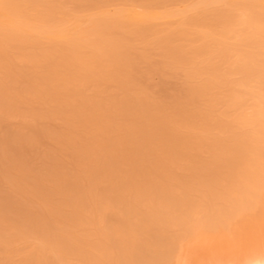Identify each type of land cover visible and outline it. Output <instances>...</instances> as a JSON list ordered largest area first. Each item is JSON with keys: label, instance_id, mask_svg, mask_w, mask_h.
<instances>
[{"label": "rangeland", "instance_id": "1", "mask_svg": "<svg viewBox=\"0 0 264 264\" xmlns=\"http://www.w3.org/2000/svg\"><path fill=\"white\" fill-rule=\"evenodd\" d=\"M36 1L51 23L80 17L88 30L70 45L51 44L54 67L35 61L48 47L44 40L19 42V35L0 31V264L20 263L34 244L86 252L95 241L79 223L83 208L96 212L108 197L117 208L137 196L146 204L161 197L159 208L165 201L179 206L177 182L197 178L195 187L205 188L220 170V105L229 80L222 64L227 46L219 39L183 38L177 17L140 26L123 18L101 26L97 50L113 45L95 60L97 68L84 67L83 50L72 54L90 40L88 21L99 10L175 13L200 0ZM196 17L215 34L228 21L221 6ZM19 229L21 240L13 242ZM109 248L119 256L107 264H122L120 248L115 242Z\"/></svg>", "mask_w": 264, "mask_h": 264}, {"label": "bare ground", "instance_id": "2", "mask_svg": "<svg viewBox=\"0 0 264 264\" xmlns=\"http://www.w3.org/2000/svg\"><path fill=\"white\" fill-rule=\"evenodd\" d=\"M36 6V0H0V31L19 35V42L41 38L48 47L35 61L54 67L57 58L51 44L58 41L70 45L88 28L80 17L69 20L68 25L63 20L51 23L49 10L38 12ZM215 6L225 8L228 16L216 34L205 23L193 20ZM172 17L179 18L183 38L192 34L203 40L213 36L227 46L222 64L229 81L222 96L223 121L218 129L224 137L217 143L220 170L205 188L195 187L197 178L190 185L177 182L175 201L179 206L165 201L159 208L161 197H153L146 204L145 197L137 196L130 205L123 202L117 208L109 197L100 202L96 212L83 208L79 223L87 226L88 237L95 241L86 252L67 247L62 254L34 244L21 256L14 252L22 259L18 264H75L76 257L87 264H107L119 256L110 250L111 242L120 248L122 264H264V0H200L175 13L146 11L139 6L124 11L120 8L112 15L99 10L88 21L90 40L75 45L72 54L83 50L84 67L97 68L95 60L105 59L113 45L99 50L95 45L105 22L117 25L126 18L140 26ZM190 189L195 196L188 195ZM150 206H154L151 215ZM107 215L112 221H107ZM152 220L159 225L153 226ZM21 232L15 230L13 242L21 240Z\"/></svg>", "mask_w": 264, "mask_h": 264}]
</instances>
